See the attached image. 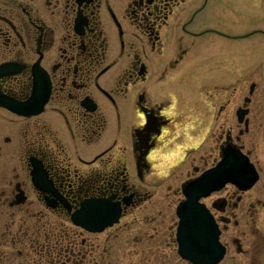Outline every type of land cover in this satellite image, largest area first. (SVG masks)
<instances>
[{"label":"flooded vegetation","instance_id":"flooded-vegetation-1","mask_svg":"<svg viewBox=\"0 0 264 264\" xmlns=\"http://www.w3.org/2000/svg\"><path fill=\"white\" fill-rule=\"evenodd\" d=\"M240 1L0 0V168L11 177L0 184V216L7 205L25 221L44 220L41 233L63 231L59 254L47 257L48 243L37 234L25 243L0 217L18 264H195L176 236L183 195L165 205L164 180L185 173L180 187L229 145L258 180L262 169L252 157L263 124L250 107L253 79L244 95L243 50L225 48L264 36L244 31ZM172 154L160 174L155 167ZM254 185L226 182L198 199L219 229L215 264H264V192L250 193ZM101 206L117 220L100 231L71 221Z\"/></svg>","mask_w":264,"mask_h":264},{"label":"rangeland","instance_id":"rangeland-1","mask_svg":"<svg viewBox=\"0 0 264 264\" xmlns=\"http://www.w3.org/2000/svg\"><path fill=\"white\" fill-rule=\"evenodd\" d=\"M239 7V12L240 16H242V22H243V28L244 31L247 33L251 32L252 29L254 28H262L264 29V3L257 2V0H241L238 4ZM228 51V55H236L235 53L236 50H243V54L239 55V58L243 61L244 66H245V88H244V95H247L248 93V83L250 80L253 79L252 83L254 84L255 79L258 80V85L257 88L255 89V92L252 95V98H254V102L250 103L251 108H255V112H260L261 118H262V129H261V144L257 145V150H253L252 157L261 164L262 169L260 172V179L258 182L254 185L252 189H250V193H254V191H263L264 192V36L261 34H256L253 32L244 36V38H241L240 40L237 41H228L227 47H225ZM233 51V53H231ZM254 67V68H253ZM259 68V69H258ZM189 85H180V88L183 89L180 90L183 95L192 98L194 96L193 91L190 88H185ZM256 103L258 106H256ZM254 110V109H253ZM198 143V142H197ZM183 152L181 151L179 153V157H182ZM10 166V165H9ZM7 166L0 168V184L2 183H8L9 179L11 177L8 176V171H7ZM166 168L159 169L158 172L160 174H165ZM169 169V168H168ZM201 169V168H200ZM185 172V171H184ZM179 173V172H178ZM163 174V175H164ZM182 176H185V173H181L180 176L178 175L177 177L165 179L163 183V188L161 189V193H164V200H165V205L168 200L173 201L174 203H177L179 198H178V193L180 192V187H179V181L182 178ZM168 184L169 188L166 186ZM174 193V195L172 194ZM174 208L171 209V212H173ZM5 214L1 217V220L5 223L6 221H13L12 226L10 229H12V233L17 232L18 236L20 238L24 237L23 240L26 242L33 241L34 238H37L38 244L43 243V245H46L48 243L50 248H46V255L48 256H57L59 254L60 246L62 247L63 244L60 241L57 243V241L61 240V235L60 232L63 233V231L56 230L52 228L51 231H48V235L46 233H41L43 231L42 229L44 228V220H39L35 217V221L32 218V222L34 226L32 225V222L30 218H27V220H23L25 216L23 215L22 212H17L16 210H13L10 207L5 206ZM172 214V213H171ZM51 217V216H50ZM54 217V216H53ZM12 218V219H11ZM48 219H54V218H48ZM171 216L167 217L165 223L169 224L171 223ZM23 224V226H22ZM25 227H28L29 229L26 230L24 229ZM9 228L4 229V232H1L0 228V250L3 249L6 257H5V263L6 264H18V259L19 261H23L22 257H18V250L17 247L11 246L12 241L10 240L11 236H6V238L1 237V233H5ZM24 232V234H22ZM35 232V235H34ZM41 235L39 236V234ZM37 234V236H36ZM5 235V234H4ZM124 235V233H122ZM126 235V233H125ZM86 237L89 236V238H94L96 235L93 234H88ZM62 238L66 241L67 238L65 235L62 236ZM28 239V240H27ZM57 243V244H56ZM27 245V244H26ZM31 245H33L31 247ZM18 248H23L21 247V243L18 244ZM40 247V246H39ZM43 247V246H42ZM25 248V247H24ZM23 248V249H24ZM32 248H35V243L32 242L30 244V254L27 252V250H23L24 252H27L28 256L32 255L33 250ZM37 251V247L35 248ZM118 250H123V249H118ZM10 252V253H8ZM8 253V254H6ZM36 255L39 257L40 254L37 252ZM45 255V254H44ZM119 255V254H118ZM13 258V259H11ZM37 258V257H36ZM46 257H43V261H46ZM40 259V262L42 261ZM50 259V258H49ZM40 264V263H39ZM42 264H47L46 262H42ZM51 264V262H50Z\"/></svg>","mask_w":264,"mask_h":264},{"label":"water","instance_id":"water-1","mask_svg":"<svg viewBox=\"0 0 264 264\" xmlns=\"http://www.w3.org/2000/svg\"><path fill=\"white\" fill-rule=\"evenodd\" d=\"M252 88L251 85V91ZM243 112L245 113V110ZM239 116L242 117V115ZM257 178L258 175L248 158L229 145L221 161L183 185L182 193L186 199L176 209V214L179 216L176 235L179 252L183 257L195 264H215L223 255V247L218 242L217 225L198 199L220 189L226 182H233L240 188L247 189ZM103 216L106 220H97ZM115 220L116 217L111 218L110 215L103 214L102 210L96 215L72 216L74 223L90 231H100ZM192 241H198L196 246L192 244ZM194 249H196V255L191 251Z\"/></svg>","mask_w":264,"mask_h":264},{"label":"bare ground","instance_id":"bare-ground-1","mask_svg":"<svg viewBox=\"0 0 264 264\" xmlns=\"http://www.w3.org/2000/svg\"><path fill=\"white\" fill-rule=\"evenodd\" d=\"M174 154H172V155H170V156H167V157H162V162L159 164V165H157V167H155V169H163V168H166L165 169V172H167L169 169L168 168H170V167H168V165L171 163V162H173V161H175V157L173 156ZM164 174V173H163Z\"/></svg>","mask_w":264,"mask_h":264}]
</instances>
